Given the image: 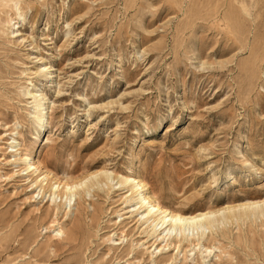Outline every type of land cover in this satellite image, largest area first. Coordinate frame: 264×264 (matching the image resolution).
<instances>
[{"label": "rangeland", "instance_id": "374dc122", "mask_svg": "<svg viewBox=\"0 0 264 264\" xmlns=\"http://www.w3.org/2000/svg\"><path fill=\"white\" fill-rule=\"evenodd\" d=\"M0 264H264V0H0Z\"/></svg>", "mask_w": 264, "mask_h": 264}, {"label": "bare ground", "instance_id": "6f19581e", "mask_svg": "<svg viewBox=\"0 0 264 264\" xmlns=\"http://www.w3.org/2000/svg\"><path fill=\"white\" fill-rule=\"evenodd\" d=\"M13 9H15L18 12V13L16 12L18 18L21 17L22 12L21 13L19 12L18 4H15ZM17 20L19 21L20 19H17ZM6 24L8 26V29L11 31V29L14 27V25L16 23H12L11 18H8L6 21ZM48 78H50V77H48ZM43 101H44L43 97H39L38 100H35L36 110L38 113L41 112L40 117L37 119V127H36V135H35L36 143L35 144L38 143V141L40 139L39 136L42 133V131L44 130V128L46 127L48 120H49V117H48L47 112H46L47 107L44 106V104L42 103ZM23 160L28 161V162H26L27 169H30L33 172L38 171V168L36 166H34L33 163H30V161L32 160L31 158H24ZM103 175L105 177H107V179L111 180V178L109 176H107L106 173H104ZM44 180H46V175L43 177V179L41 181L43 182ZM97 183H98V185H100L99 184L100 181H97ZM120 185L129 186L130 190L134 196L133 198L136 197L137 200H139V203L141 205L140 208L141 209L144 208V213H143L142 217H146V220L151 223L153 234L157 231L158 228L164 229V232L166 234V233H169L172 231L184 232L186 230H192V229H207V227L212 226V224L219 222V220L215 216V213H213V212H207L206 214H197V215H182L179 213H174L169 209H163L152 199L151 196H147L146 192H147L148 188H147L146 184H143L141 181L137 180L136 178L125 177L124 179L120 180ZM59 186L60 185L53 184L51 186V190L52 191H55V190L58 191ZM78 187H81V185L80 186H76V185L69 186V185L65 184V185H63V187H61L62 194L60 196H57V197H59V198L64 197V198L70 200V199H72V197L75 196V194H76L75 191ZM52 195H54V193H52ZM253 205H255V206L253 207ZM260 207L261 206H259L258 203H256V204L253 203V204L242 205V206H240V209L243 208V211L252 209V211L249 215H255L254 213L256 211H258L259 213L262 212V209ZM240 215L241 214H239L238 216H240ZM249 215L244 214L241 217H247ZM226 218L227 217H222L221 220L224 221V220H226ZM238 219L241 220V218H238ZM227 221L228 220H226V222ZM58 234H60V232H58L57 235Z\"/></svg>", "mask_w": 264, "mask_h": 264}]
</instances>
